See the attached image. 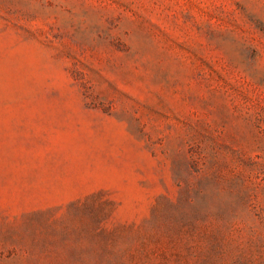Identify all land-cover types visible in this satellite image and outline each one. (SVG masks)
I'll list each match as a JSON object with an SVG mask.
<instances>
[{"label":"rangeland","instance_id":"obj_1","mask_svg":"<svg viewBox=\"0 0 264 264\" xmlns=\"http://www.w3.org/2000/svg\"><path fill=\"white\" fill-rule=\"evenodd\" d=\"M0 264H264V0H0Z\"/></svg>","mask_w":264,"mask_h":264}]
</instances>
